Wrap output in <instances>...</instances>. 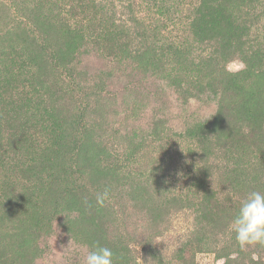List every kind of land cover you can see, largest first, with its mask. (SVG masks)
I'll return each instance as SVG.
<instances>
[{
  "label": "rangeland",
  "instance_id": "374dc122",
  "mask_svg": "<svg viewBox=\"0 0 264 264\" xmlns=\"http://www.w3.org/2000/svg\"><path fill=\"white\" fill-rule=\"evenodd\" d=\"M56 1L64 15L76 4L74 0H54V4ZM102 1L112 2L115 18H121L131 30L142 24L152 39L191 40L188 8L197 0H165L159 9L145 0ZM31 2L0 0V29L15 22L30 25L31 18L21 14ZM256 27L260 34L264 32V15ZM89 52L75 58L70 66H59V77L52 74L72 89L81 109L87 105L102 111L103 118L91 110L86 118H102L107 123L108 148L121 163L125 161L118 170L125 178L117 176L109 183L104 206L110 238L117 248H128L129 264H264V245L242 248L231 230L240 202L251 191L264 193V182L237 184L230 177L235 154L229 143L223 144L216 137V146H211V136L200 130L189 131L192 125L204 126L211 120L219 94L215 98L211 92L188 89L190 97L185 99L173 90L165 74L161 79L141 75L133 63H110L99 52ZM223 66L224 71L238 75L244 62L241 56L232 55ZM1 69L0 65V77L4 76ZM22 71L15 69L13 77L8 72L9 82L25 84L31 107L37 100ZM28 72L36 77L32 67ZM167 74L173 77V73ZM180 77L185 80L183 84L206 83L198 72L182 73ZM19 101L17 107L21 106ZM2 114L0 249H6L8 256L17 261L15 248L29 240L27 253L32 255V264H84L90 250V222L69 209L74 198L59 195L54 183H45L37 191L32 171L38 166L32 171L27 169L32 157L40 163V152H36L44 145L45 133L31 129L23 136L22 131L9 126L13 122L8 117L10 112L4 110ZM63 149L54 150L53 145L43 153L42 160L49 165L43 175L54 173V157L59 158ZM83 182L96 197L105 191L98 190L100 177L97 185H89L86 179ZM136 186L142 189L137 191Z\"/></svg>",
  "mask_w": 264,
  "mask_h": 264
},
{
  "label": "trees",
  "instance_id": "16d2710c",
  "mask_svg": "<svg viewBox=\"0 0 264 264\" xmlns=\"http://www.w3.org/2000/svg\"><path fill=\"white\" fill-rule=\"evenodd\" d=\"M74 1L76 4L64 15L57 1L54 4V0H32L30 6L23 8L25 14H21L31 18L30 25L15 22L0 29V65L4 75L0 77V124L6 110L13 121L9 126L22 131L23 136L31 129L45 133L44 145L36 152H40V163L32 157L31 165H27L29 171L38 166L32 171L38 182L37 191L49 182L54 183V191L59 195L73 197L69 209L87 219L92 227L90 249L94 244L108 247L114 253V264H129L128 248L121 245L117 248L110 238L107 208L97 204L96 196L83 182L86 179L89 185H97L95 182L100 177L98 190H108L109 183L115 182L117 176L125 178V174L118 172L125 161L121 163L108 148L107 123L102 119V111L87 105L81 109L72 89L64 86L60 78L55 79L52 72L59 77V66H70L75 58L93 49L110 63H133L141 75H154L157 79L167 75L173 90L182 98L190 97L188 89L211 92L215 98L218 93V107L211 120L204 126L192 125L189 131L200 130L211 136V146H216V137L223 144L229 143L235 154L230 177L237 184L263 183L264 32L260 34L256 25L264 15V0H197L196 5L188 8L187 31L192 37L186 43L152 39L142 24L131 30L121 18H115L112 2ZM164 1L145 0L157 9ZM86 12L90 15H85ZM232 55L241 56L244 62V69L238 75L223 68ZM30 67L35 69L36 77L28 72ZM17 68L23 70L20 74H25L26 85L36 97L37 102L31 107L25 84L9 82L8 72L13 77ZM168 71L173 73L172 78L168 77ZM188 72L200 73L206 83L183 84L185 80L180 74ZM17 101L20 107L16 106ZM90 110L102 118L87 120ZM53 145L54 150L64 149L59 158L54 157V173L43 175L49 167L42 160L43 153ZM207 172L208 169L203 170L201 177ZM93 177L97 178L95 182ZM141 189L136 186L137 191ZM28 247L29 240H25L13 250L17 261L8 256L6 249H0V264H32Z\"/></svg>",
  "mask_w": 264,
  "mask_h": 264
},
{
  "label": "clouds",
  "instance_id": "9594fccd",
  "mask_svg": "<svg viewBox=\"0 0 264 264\" xmlns=\"http://www.w3.org/2000/svg\"><path fill=\"white\" fill-rule=\"evenodd\" d=\"M107 197L108 190L105 189L97 195V204L103 206ZM231 230L242 248L264 245V193L251 191L245 196L232 217ZM84 264H114V253L108 247L94 244L88 251Z\"/></svg>",
  "mask_w": 264,
  "mask_h": 264
}]
</instances>
